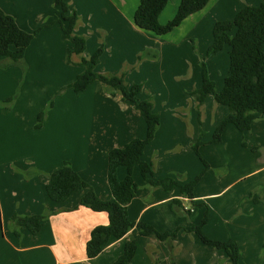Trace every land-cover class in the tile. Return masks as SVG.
<instances>
[{"label":"crops","instance_id":"1","mask_svg":"<svg viewBox=\"0 0 264 264\" xmlns=\"http://www.w3.org/2000/svg\"><path fill=\"white\" fill-rule=\"evenodd\" d=\"M66 1L79 15L75 33L87 37L85 52L71 56V59L75 58L72 59L74 65H79L82 57H90L104 45L97 66L99 72L119 74L124 65H131L137 68V75L132 78L133 74H128L126 81L143 82L154 92L159 87L161 93L153 95L154 110L160 114L161 123L142 158L154 164V178L172 175L183 183L192 180L204 165L193 148L201 127L195 125L194 129L196 103L189 92L202 84L201 58L213 41L214 24L218 20L234 18L246 5L256 6L262 0H210L203 9L161 36L136 26L134 15L140 0ZM180 1L168 2L160 14L162 23L176 14ZM0 8L13 16L21 28L35 32L22 61L28 66L27 73L33 69L46 72V75L54 69L65 73L71 70V65L66 63L70 46L63 37L59 23L61 9L55 0H0ZM231 33L234 34L235 29ZM230 49L226 45L222 51L209 57L211 77L218 73L228 75ZM145 51L151 58L137 62L138 55ZM74 68L67 79H74L83 70L80 65ZM2 88L3 68L0 66V100ZM105 88L104 82L94 81L81 91L74 114L68 119H59V127L52 130L46 126V133H11L12 141L5 148L0 122V152L6 154L7 149L15 147L17 154L29 150V153L42 157L41 161L29 160L28 164L22 163L21 158L0 157V264H113L123 253L126 242L132 239L137 240L138 248L134 258L126 264H171L172 258L176 264H232L223 249L204 244L195 232L188 230L204 216L206 207L199 203L208 206L209 219L203 230L210 238L235 239L242 251L240 264H264V200L254 202L248 198L252 193L264 196V157L257 156V153L251 155L247 150V156L235 160V168L254 165L252 170L236 178H229L226 173L212 175L213 171L207 170L195 187L193 200L184 197L178 188L167 191L162 187L148 186L136 167L134 177L140 188L128 206L129 216L136 223L152 224L160 232L178 230L177 236L171 239V247L155 234L140 235V228L135 225L122 238L112 239L98 256L90 258L87 255L86 245L91 231L95 226L109 222L108 213L80 205L81 193L63 202L53 201L45 187L49 175L68 160L100 197H112L108 182L109 151L123 147L135 137H144L146 123L132 102L121 94L104 91ZM94 102L103 106L102 115L94 113ZM176 108L185 112L179 113ZM211 108L214 109L213 116L209 111ZM200 109L204 111V123L212 118L211 129L229 112L228 106L216 103L213 95L206 98ZM189 115L193 128L184 122ZM256 124L254 122L247 131L250 133H233L231 128L234 125L230 124L223 136L229 134L237 141L240 136L247 135L252 139L251 143H257L258 135L264 136V133H253ZM228 131L232 133H225ZM211 135L204 133V142ZM229 147L227 143L224 150ZM209 148L210 144L206 143L200 151L213 168L228 166L234 161V158L229 162L217 159L208 152ZM10 164L14 170L16 167L21 171L37 165L46 174L40 180L41 186L34 178L24 180L18 170L11 177V180L16 177V181L13 179L8 184ZM126 173V168L121 167L119 178H124ZM20 178L26 182L21 189L17 183ZM174 199L182 200L179 207H171ZM10 203L17 205L13 208ZM15 213L45 214L46 218L36 234L21 227L19 242L16 229H7V223Z\"/></svg>","mask_w":264,"mask_h":264},{"label":"trees","instance_id":"2","mask_svg":"<svg viewBox=\"0 0 264 264\" xmlns=\"http://www.w3.org/2000/svg\"><path fill=\"white\" fill-rule=\"evenodd\" d=\"M170 0H140L135 11L134 22L141 29L151 31L156 35H165L179 26L188 16L203 9L210 0H181L176 14L166 23L160 21V14ZM61 9L59 23L63 37L71 42L67 48L66 63H72V54H82L87 47V37L75 33L79 15L75 9L71 10L66 0H55ZM235 33L232 34V30ZM35 32H28L21 28L15 18L0 8V57L8 58L13 63L23 61L27 47L32 42ZM226 45L231 47L229 58V73L225 77L221 90L217 89L216 81L211 77L207 60L214 54L222 51ZM104 45H101L90 57H82L79 65L83 70L76 76L72 87L76 92L84 91L94 81H102L111 94L121 96L133 103L141 113L146 123L144 137H135L123 147H116L108 155V182L112 197H100L94 188L81 174L74 169L71 162L65 160L48 177L46 192L48 197L56 202H63L71 196L81 193L80 205L94 211H105L109 215L107 224L95 226L86 245V252L90 258L98 256L112 239L125 236L135 225L140 228V235L155 234L171 247V239L177 236L178 230L160 232L152 224L145 221L136 223L129 216L128 206L140 188L134 177V169L139 167L141 175L150 187H162L167 191L178 188L184 197L194 198V190L203 174L209 168L208 161L201 155L200 146L205 142L202 139L203 131L193 147L204 163V167L192 180L185 183L175 177L165 176L154 178V164L145 161L142 156L146 146L154 139L161 123V116L154 110L151 99H140L143 90L142 83H128L125 74H104L97 70ZM202 84L192 91L196 98L197 107L201 108L206 98L213 95L219 104L228 106L229 112L217 125L213 142H221L226 127L233 124L239 131L247 132L253 123L264 115V0L259 5H246L239 10L234 18L218 20L213 28V41L208 47L206 55L201 59ZM41 119L42 116H40ZM125 167L127 173L120 179L118 171ZM254 202L264 200L259 193H252L249 197ZM181 199H174L172 208L179 207ZM199 223L189 227L206 245L223 249L232 264H240L242 251L238 242L229 238L219 240L210 238L203 230L208 222V206ZM191 210V209H190ZM53 212V211H52ZM19 227H26L32 233H38L42 226L45 214L21 215L15 213L12 217ZM20 235L19 229L15 231ZM136 239L128 240L123 253L113 264L130 262L136 252ZM171 264H176L172 258Z\"/></svg>","mask_w":264,"mask_h":264},{"label":"rangeland","instance_id":"3","mask_svg":"<svg viewBox=\"0 0 264 264\" xmlns=\"http://www.w3.org/2000/svg\"><path fill=\"white\" fill-rule=\"evenodd\" d=\"M128 1L131 2V0ZM68 45L71 46L70 41H68ZM149 56L150 55L148 51H145L144 53L142 52L141 54L138 55L137 62H141L145 58L150 59L151 57ZM0 59H1L0 66L3 68V88H2L3 96L2 99L0 100L1 133H4L3 135L4 141H2L3 148L8 146L12 141L11 133H23L24 131H27L25 133H46V126L48 129L53 130L55 129V127H59L60 125L59 119H61L62 117L68 119V117L74 114L76 102L80 97V95L82 94V92H76L72 87V83L74 82L76 77H74V79H67V78L71 76V71L75 69L74 67H79V65L77 64L74 65V62L72 61V63H70L71 70H69L68 72L66 73L63 71L60 72L54 69L51 73L46 75V72L39 73L37 72L36 69H33L32 71L30 70L29 73H27L28 66L25 63L22 62L13 63L8 58H0ZM72 59L75 58L73 57ZM208 59H206L207 63H208ZM122 73L125 74V78L128 74H133L132 78H134L137 75V68L131 65H124L122 71L119 74ZM225 76L226 75H222L220 73L213 74L212 77L217 83V89L223 87ZM126 82L134 83L129 81ZM137 83L143 84V92H141L139 95L140 99H151L154 102L153 94L161 93L159 87H157L156 92H154L153 89H151V85L149 83L147 84V86L150 87L151 91L147 89V87H145L143 82H137ZM105 90L109 92L107 88H105L104 91ZM193 90L194 89H192L189 93L196 103L195 109L193 110V113L196 116V121L194 120L195 121L194 129L196 128L195 125L200 126L201 130L203 131V136L204 133H212L211 138L204 144L206 143L210 144V148L208 152L209 153L211 152L217 159H221V160L226 159L227 162H229L231 158H234V161L231 162L232 164L228 166L224 165L221 166L220 168H213L208 161L209 168L207 170L211 169L213 171L212 175H219L226 173L229 178H236L241 173H248L249 170H252L254 168V165H251L250 167L235 168V163L237 160L240 159V157L247 156L245 154V150H247L251 155L253 153H257V156L259 155L260 157L262 156L264 157V136L262 134H259L258 136L260 138L256 140L257 143H251L252 139L247 135L240 136L236 141L234 137L230 136L229 134H226V136H223L221 142H213L212 138L214 136V131L217 126L211 129L212 118L208 122L204 123L202 118L204 111H202L200 108L197 107L196 98L192 95ZM87 98L88 96L84 98L85 101L87 100ZM94 99L95 98H93V100ZM93 110L94 113H96V116L102 115L104 112L103 106L101 104H95V102H94ZM175 111H178L179 113L185 112L184 109H177V108L175 109ZM209 111L212 113L213 116L214 109L211 108L209 109ZM169 112L171 111L169 110ZM186 113L189 114L190 111L186 109ZM40 116H42L43 119H41ZM48 117L49 120H47ZM188 117L189 118H186L184 122L189 127H192V124L190 122L191 115H189ZM46 121H47V125H46ZM255 123L257 124L255 125V129L253 133H264V115L260 119L256 120ZM192 128H190V130ZM231 129H233L234 131L233 133H250V132H240L239 130H237L235 126H232ZM201 130L199 132L200 135H201ZM225 133H232V132L228 131ZM198 138L196 139V141L198 140ZM227 143L230 144L229 150H224V145H226ZM236 144H238V147H236ZM15 152H16L15 147L13 149H7L6 154L0 152V157L3 159L6 157L15 158V160L17 158H21L22 159L21 162L22 163L26 162V164L29 163V160H33V161L36 160L37 162V161H41L42 158L41 155L29 153V150L28 151L24 150L23 151L24 153L21 154L20 153L17 154ZM195 153L200 158V156L197 154L196 151ZM200 161H202L201 158ZM37 167H38L37 165H32L28 169H24L23 171L17 169L16 167L15 169L18 170L23 175L22 177H24V180H30L31 178H34L35 181L40 185L41 178L43 177V175L46 176V174L41 172ZM10 168L11 169L8 172V180H9L8 184H11L13 179L16 181V177H14L11 180L12 174L16 170H14L11 164H10ZM175 174L177 175V173ZM17 183L19 188L21 189L25 187L26 182L23 183V181L20 178V181ZM10 204H12L13 208L17 205V203H10ZM7 229L10 231H14V229H21V227L17 225V223L13 218H10L7 223ZM15 235L17 237V240L20 242L21 239L20 235H18L17 233Z\"/></svg>","mask_w":264,"mask_h":264}]
</instances>
